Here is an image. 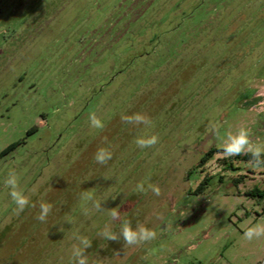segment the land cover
<instances>
[{
  "label": "rangeland",
  "instance_id": "1",
  "mask_svg": "<svg viewBox=\"0 0 264 264\" xmlns=\"http://www.w3.org/2000/svg\"><path fill=\"white\" fill-rule=\"evenodd\" d=\"M134 113L153 126L121 121ZM241 128L264 145V0H0V152L24 141L0 160V264H74V234L92 242L88 264H258L264 237L243 232L264 225V195H248L264 168L223 156ZM152 134L155 147L136 146ZM10 171L30 197L19 215ZM85 191L104 210L85 216ZM117 207L157 238L125 250L99 237Z\"/></svg>",
  "mask_w": 264,
  "mask_h": 264
},
{
  "label": "clouds",
  "instance_id": "2",
  "mask_svg": "<svg viewBox=\"0 0 264 264\" xmlns=\"http://www.w3.org/2000/svg\"><path fill=\"white\" fill-rule=\"evenodd\" d=\"M120 119L123 123L129 125H143L146 128L153 126L152 120L147 115L141 113H134L132 115L122 114ZM89 125L92 129L99 130H102L105 127L103 121L95 113L89 115ZM210 127L213 131H216L217 129V125L214 123L210 125ZM134 142L140 149L152 148L159 143V137L156 134L144 135L137 137ZM249 154L251 155V160L249 161L251 167L256 169L264 168V158H262L264 157V145L254 144L250 139V132L247 129L241 128L235 134L229 133L227 135L223 145V156L225 158ZM112 157L113 152L111 150L105 147H100L94 155V160L100 165H106ZM105 178L107 179L108 177ZM4 184L5 187L9 189L8 195L15 205L13 211L16 215H19L30 206V197L20 188L19 177L15 171H10L8 173L4 180ZM38 187V184L34 185L32 192L35 193L38 191ZM148 190H151L156 196L161 195V189L153 184H149L146 189L144 183L140 182L137 183L134 189V191L138 193H145ZM81 199L85 201L86 204L91 205L90 207L86 206L83 209V214L85 216H90L93 212L104 210L102 207V201L95 199L94 193L92 192H82ZM31 207H36V205L31 204ZM52 208V204L42 201L39 204V214L36 216V219L41 223L47 222V218L51 214ZM108 214L110 216V222L104 225L103 229L98 233V236L107 241H120L122 238L125 250L132 247H138L157 238V232L143 224H137L133 227L130 221L123 219L122 213L118 207L109 209ZM161 218L160 214H157V219ZM67 222L71 223V221ZM116 223L120 224L119 233L113 231V225ZM60 230L63 231V228ZM243 237L248 241L264 237V225L255 224L248 227L243 232ZM73 239L76 240L77 243L72 244L70 249L72 261L74 264H88L86 250L92 247V242L87 237L78 234H74Z\"/></svg>",
  "mask_w": 264,
  "mask_h": 264
},
{
  "label": "trees",
  "instance_id": "3",
  "mask_svg": "<svg viewBox=\"0 0 264 264\" xmlns=\"http://www.w3.org/2000/svg\"><path fill=\"white\" fill-rule=\"evenodd\" d=\"M36 132L35 128H32L30 129L27 133H26V136L29 137L31 135H33L34 133ZM24 144V141H18V142H15V143H12L11 145H9L6 149H4L3 151L0 152V160L5 158L6 156H8L10 153H12L13 151H15L19 146L23 145ZM217 151L216 149H211L209 150L204 157L201 158L200 160V166H203L204 164L207 163L208 160H210L213 156V153ZM264 158V157H262ZM230 159H233V160H237V161H250L251 160V155H240V156H235V157H232ZM228 169H233V166L232 164L228 165ZM207 178L204 179V181L201 183L200 187L198 188L197 191H199L203 186L206 185V182H207ZM249 196H263L264 195V191L261 192L257 189H254L252 190L251 192L248 193ZM4 235V234H3Z\"/></svg>",
  "mask_w": 264,
  "mask_h": 264
},
{
  "label": "built area",
  "instance_id": "4",
  "mask_svg": "<svg viewBox=\"0 0 264 264\" xmlns=\"http://www.w3.org/2000/svg\"><path fill=\"white\" fill-rule=\"evenodd\" d=\"M258 264H264V257Z\"/></svg>",
  "mask_w": 264,
  "mask_h": 264
}]
</instances>
